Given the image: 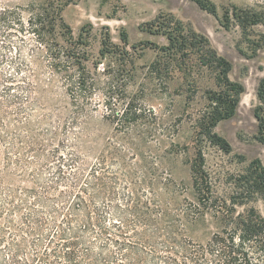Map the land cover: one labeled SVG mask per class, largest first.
Listing matches in <instances>:
<instances>
[{"label": "rangeland", "instance_id": "374dc122", "mask_svg": "<svg viewBox=\"0 0 264 264\" xmlns=\"http://www.w3.org/2000/svg\"><path fill=\"white\" fill-rule=\"evenodd\" d=\"M208 1L215 15L201 10L194 0H71L60 13L71 36L62 32L58 41L69 50L80 34L87 37L85 64L95 82L88 101L79 97L73 102L64 77L51 71L44 50L32 35L7 31L8 40L0 41V70L9 73L15 64L28 66L25 96L30 103L25 123L10 119L8 125L9 132L19 137L15 145L24 149L20 153L28 163L23 169L13 166L5 171L1 152L2 182L16 189L33 186L31 171L41 166L47 151L57 147L60 154L77 155L84 169L94 167L98 176L106 170L118 189L129 185L149 192L171 210L184 199L195 204L190 164L198 147L203 150L211 190L219 199L227 200L235 192V180L252 161L259 160L264 168V131L257 132L253 114L257 112L264 120V103L256 94L264 79V23L240 27L231 16L237 7L264 18V0ZM43 2L0 0V12L20 8L26 21L25 8L30 4L41 8ZM162 22L179 23L184 33L207 38L206 47L230 62L229 81L244 87L234 117L214 128L230 144V151L198 134L213 94L224 90L219 66L204 65L198 48L185 59L181 54L178 59L166 58L161 48L168 46L167 36L162 27L158 29ZM102 49L104 55H100ZM109 85L120 98L135 97L144 110L141 121L124 132L116 131L106 119ZM12 113L11 118L20 117ZM39 145L43 151L38 153ZM247 208L264 218V200L256 198L236 206V213ZM220 229V221L207 213L187 223L185 235L205 243Z\"/></svg>", "mask_w": 264, "mask_h": 264}, {"label": "trees", "instance_id": "16d2710c", "mask_svg": "<svg viewBox=\"0 0 264 264\" xmlns=\"http://www.w3.org/2000/svg\"><path fill=\"white\" fill-rule=\"evenodd\" d=\"M70 1L44 0L41 8L30 4L25 8L26 21L20 8L0 12V41L8 40L7 31L32 35L44 50L51 71L64 77L73 102L79 97L88 101L95 82L85 64L87 37L80 34L69 50L58 41L62 32L71 36L60 16ZM194 2L201 10L216 14L208 0ZM231 16L240 27L264 23L262 16L237 7L232 8ZM162 23L158 29L162 27L167 36L168 46L161 48L166 58L178 59L181 54L185 59L198 48L204 65L219 66L224 90L213 94L198 134L213 146L230 151V144L214 128L234 117L244 87L229 81L230 62L206 47L207 38L184 33L179 23ZM76 49L81 50L76 53ZM100 52L104 55L103 49ZM27 67L20 63L12 72L0 70V153L5 171L13 166L23 169L28 163L20 153L24 149L15 145L19 137L8 130L10 119L25 123L30 103L25 96L29 90ZM113 88L109 85L105 94L106 119L116 131L124 132L141 121L144 110L135 97L120 98ZM256 94L264 103V79ZM12 112L20 117L11 118ZM253 114L257 132L262 133L264 120L257 112ZM29 150L35 152L31 146ZM36 151H43L42 146ZM202 151L197 148L190 164L195 204L184 199L171 210L149 192L129 185L118 189L106 170L98 176L94 167L84 169L77 155L60 154L57 147L47 151L41 166L31 171L33 186L12 188L0 176V264H264V218L253 208L236 213V206L256 198L264 200V168L259 160L252 161L235 180V192L227 200L219 199L211 190ZM207 213L220 221L221 229L205 243H196L185 235L186 224Z\"/></svg>", "mask_w": 264, "mask_h": 264}, {"label": "water", "instance_id": "95a60500", "mask_svg": "<svg viewBox=\"0 0 264 264\" xmlns=\"http://www.w3.org/2000/svg\"><path fill=\"white\" fill-rule=\"evenodd\" d=\"M241 103H242V102L240 101L239 104H241ZM238 107H239V105H238ZM238 107H237V110H238ZM237 110H236V112H237ZM254 119H255V118H254ZM255 121H256V119H255Z\"/></svg>", "mask_w": 264, "mask_h": 264}]
</instances>
